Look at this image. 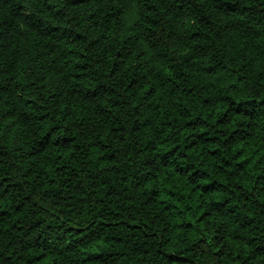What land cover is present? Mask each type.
<instances>
[{
    "label": "trees",
    "instance_id": "obj_1",
    "mask_svg": "<svg viewBox=\"0 0 264 264\" xmlns=\"http://www.w3.org/2000/svg\"><path fill=\"white\" fill-rule=\"evenodd\" d=\"M0 264H264V0H0Z\"/></svg>",
    "mask_w": 264,
    "mask_h": 264
}]
</instances>
